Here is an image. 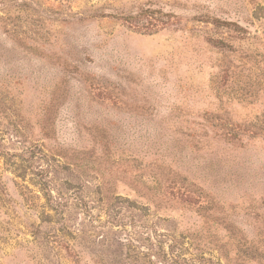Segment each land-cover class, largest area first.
Segmentation results:
<instances>
[{"label":"rangeland","instance_id":"rangeland-1","mask_svg":"<svg viewBox=\"0 0 264 264\" xmlns=\"http://www.w3.org/2000/svg\"><path fill=\"white\" fill-rule=\"evenodd\" d=\"M0 264H264V0H0Z\"/></svg>","mask_w":264,"mask_h":264},{"label":"trees","instance_id":"trees-1","mask_svg":"<svg viewBox=\"0 0 264 264\" xmlns=\"http://www.w3.org/2000/svg\"><path fill=\"white\" fill-rule=\"evenodd\" d=\"M216 25H219V23L216 21Z\"/></svg>","mask_w":264,"mask_h":264}]
</instances>
